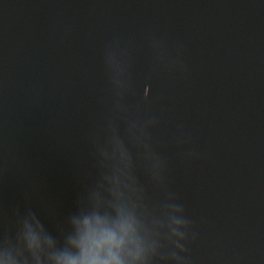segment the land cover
Here are the masks:
<instances>
[{"label": "water", "instance_id": "95a60500", "mask_svg": "<svg viewBox=\"0 0 264 264\" xmlns=\"http://www.w3.org/2000/svg\"><path fill=\"white\" fill-rule=\"evenodd\" d=\"M152 119L159 182L128 134ZM112 128L145 207L183 208V264H264V0H0V240L28 210L60 237L91 193L126 195Z\"/></svg>", "mask_w": 264, "mask_h": 264}, {"label": "clouds", "instance_id": "9594fccd", "mask_svg": "<svg viewBox=\"0 0 264 264\" xmlns=\"http://www.w3.org/2000/svg\"><path fill=\"white\" fill-rule=\"evenodd\" d=\"M106 63L115 95L114 109L122 114L127 91L123 70L112 56ZM147 93L148 89L145 98ZM155 123V119L132 121L128 134L137 147H143L153 177L159 182L161 164L151 153L146 136V130ZM98 150L105 162L118 167L126 195L114 202L110 198L101 201L91 193L68 217L60 237L53 236L36 213L26 211L17 219L15 237L0 240V264H183L181 253L188 228L183 208L165 203L157 217L145 207L132 175L130 152L114 128L106 145Z\"/></svg>", "mask_w": 264, "mask_h": 264}]
</instances>
